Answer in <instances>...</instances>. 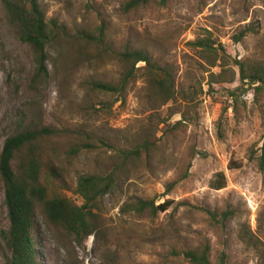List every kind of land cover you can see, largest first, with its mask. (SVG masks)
I'll use <instances>...</instances> for the list:
<instances>
[{
  "label": "rangeland",
  "instance_id": "1",
  "mask_svg": "<svg viewBox=\"0 0 264 264\" xmlns=\"http://www.w3.org/2000/svg\"><path fill=\"white\" fill-rule=\"evenodd\" d=\"M10 1L29 6L27 0ZM128 1L38 0L46 21L63 27L44 78L0 0V153L13 135L52 131L38 142L42 182L52 180L49 171L56 167L60 177L50 195L78 205L74 190L81 176L115 178L93 218L94 235L81 243L52 226L37 206V262L190 264L183 252L208 244L212 264L223 253L227 264H264V88L258 94L257 85L242 89L235 65L264 63V0H151L125 12ZM102 26L105 44L80 39ZM241 32L245 37L237 43ZM200 38L219 50L221 45L230 57L226 64L219 60L212 68L202 61L190 44ZM125 49L146 51L172 68L174 100L163 103L144 63L136 65L123 98L92 89V82L119 83L127 67L114 52ZM229 78L231 83H221ZM87 143L92 146L84 148ZM137 149L138 155L125 157ZM231 162L240 167L231 168ZM218 173L226 187L216 191L210 183ZM138 199L173 204L155 216L122 212ZM4 201L0 179V264L9 229ZM208 211L218 213V221ZM225 211L234 216L222 221Z\"/></svg>",
  "mask_w": 264,
  "mask_h": 264
},
{
  "label": "trees",
  "instance_id": "2",
  "mask_svg": "<svg viewBox=\"0 0 264 264\" xmlns=\"http://www.w3.org/2000/svg\"><path fill=\"white\" fill-rule=\"evenodd\" d=\"M27 1L29 6L23 1L19 3L5 0L4 3L12 22L18 27L20 40L29 44L34 51L38 74L47 78L49 51L53 49L63 27L55 20L46 21L45 13L38 0ZM150 2L151 0H129L123 6V11L131 12ZM97 33V35L80 33V39L89 44H105L104 27H99ZM245 34L241 32L236 35L235 42L242 41ZM190 44L198 51L202 61L204 59L212 68L217 67L219 60L226 64V60L230 58L221 45L219 47L221 50H219L214 47L215 44L209 38H200ZM114 55L126 65V72L117 84L92 82L91 87L94 91L102 94H115L118 96L117 100L123 98L130 81L136 77L140 69L136 68V65L144 63L149 83L164 101L163 103L166 104L175 99L178 92L170 66H160L143 50L125 49L122 52H114ZM235 65L239 69L242 89L246 85H257L255 92L258 94L264 88V63L247 64L235 61ZM225 72L222 71L218 77L222 78ZM221 80V83H231L233 78H229L231 81ZM230 96L235 99L236 93L233 92ZM50 134L52 131L47 129L25 131L9 137L4 142L0 153V179L4 184V202L8 211L9 229L3 234L2 264H39L33 233L34 217L38 205L43 207L46 219L52 226L64 229L79 243L93 236L96 230L93 218L97 215L99 204L115 186L113 174L81 176L74 190V194L81 201L80 205L66 196L50 195V187L54 185V180L58 181L60 174L56 167H52L49 171V177L52 180L42 182V161L37 156L38 142L44 135ZM83 146L90 148L92 145L87 143ZM77 151L78 148L72 149L73 153ZM139 151V149L125 151L124 154L128 158L131 155H138ZM15 160L18 164L17 170L13 167ZM261 161L264 163V158ZM230 165L231 168L240 167V164L236 162H231ZM210 187L216 191L224 189L226 187L225 175L218 173L210 183ZM172 204L173 201L166 200L156 206L154 201L138 199L134 203L126 204L122 212H134L137 215L149 212L155 216L159 212H166ZM208 213L214 221H218V213L209 211ZM233 216V211H225L220 215L222 221H227ZM183 256L190 264H212L211 249L208 244L199 249L187 250L183 252ZM261 258L264 263V253ZM219 264H227L224 253L219 257Z\"/></svg>",
  "mask_w": 264,
  "mask_h": 264
}]
</instances>
